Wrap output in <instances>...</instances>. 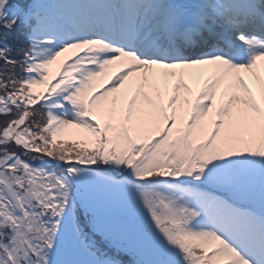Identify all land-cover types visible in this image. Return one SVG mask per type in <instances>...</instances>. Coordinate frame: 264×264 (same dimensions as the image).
<instances>
[{
    "label": "snow or ice",
    "instance_id": "obj_1",
    "mask_svg": "<svg viewBox=\"0 0 264 264\" xmlns=\"http://www.w3.org/2000/svg\"><path fill=\"white\" fill-rule=\"evenodd\" d=\"M0 264H264V0H0Z\"/></svg>",
    "mask_w": 264,
    "mask_h": 264
},
{
    "label": "rangeland",
    "instance_id": "obj_2",
    "mask_svg": "<svg viewBox=\"0 0 264 264\" xmlns=\"http://www.w3.org/2000/svg\"><path fill=\"white\" fill-rule=\"evenodd\" d=\"M72 58L74 59L75 57L73 56ZM69 63H71V60H69ZM104 84H105V86H108V82L107 81H104Z\"/></svg>",
    "mask_w": 264,
    "mask_h": 264
}]
</instances>
